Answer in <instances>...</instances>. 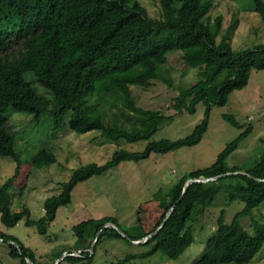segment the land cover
Wrapping results in <instances>:
<instances>
[{
  "label": "trees",
  "instance_id": "obj_1",
  "mask_svg": "<svg viewBox=\"0 0 264 264\" xmlns=\"http://www.w3.org/2000/svg\"><path fill=\"white\" fill-rule=\"evenodd\" d=\"M251 1L252 9L264 21V0ZM211 6L212 0H159L160 14L151 17L137 0H0V156L18 163L15 135L5 116L9 107L32 115L36 125L49 117L53 133L66 125L77 133L96 131L115 143L148 140L141 151L119 148L101 165L89 162L73 169L70 178L59 184L60 192L44 200L43 215L37 219L26 210L11 211L12 176L0 184V222L4 226L24 219L26 225L45 234L57 208L71 201L70 193L77 183L121 162H138L152 153L165 154L201 140L211 108L223 106L233 91L245 87L251 71L264 69V44L233 49L227 35L217 39L221 18L208 15ZM171 51H180L182 63L198 67L202 78L171 99L172 113L139 106L130 86L148 88L155 80L170 84L163 70ZM26 74H31L30 79ZM199 103L204 106L203 118L190 134L174 140H150L176 114L194 113ZM222 118L241 131L210 165L186 171L164 192L159 190L157 198L167 202L165 213L172 209L163 225L160 227L165 214L141 243L150 248L128 253L115 264H128L157 251L171 259L179 257L194 240L190 221L196 208L212 203L218 193H229V201L241 202L242 207L230 221L224 219V209L219 211L205 250L193 264H247L262 249L264 139H260L263 150L253 165H229L227 158L251 133L252 125L244 127L228 113ZM53 160L54 155L47 150L33 157L35 166ZM200 178L208 180L192 181L183 192L188 179ZM242 217L249 218V229L238 220ZM108 223L119 227L110 216L75 224L73 232L79 242L74 249L82 252L79 257L66 255L64 259L73 263L84 259L82 264H90L95 246L104 238L128 243L140 240L136 228L119 227L126 235L122 236L112 226L102 228ZM0 239L21 263L32 260L30 251L14 236L0 230Z\"/></svg>",
  "mask_w": 264,
  "mask_h": 264
},
{
  "label": "rangeland",
  "instance_id": "obj_2",
  "mask_svg": "<svg viewBox=\"0 0 264 264\" xmlns=\"http://www.w3.org/2000/svg\"><path fill=\"white\" fill-rule=\"evenodd\" d=\"M137 1L146 8L151 17L160 14L159 0ZM126 2L130 3V0ZM208 15L221 18L217 39L223 34L227 35L233 49L264 44V21L252 9L251 0H212ZM180 53L171 51L167 54L168 62L163 75L170 84L155 80L148 88L130 86L139 106L172 113L169 107L171 99L181 89L202 78L198 67L182 63ZM26 76L30 79L31 74ZM41 87L37 86V89L44 92L45 89ZM46 95L50 94L47 92ZM203 113L204 106L199 103L194 113L176 114L150 140L185 137L202 120ZM224 113L233 115L239 122L244 123V127L247 124L252 125L251 133L227 158L229 165L250 167L259 159L263 150L260 139H264V69L251 71L245 87L233 91L223 106L211 108L207 130L197 144L165 154L152 153L138 162L124 161L103 174L93 175L77 183L70 193L71 201L57 208L55 218L49 223L45 234H40L33 225H26L24 219L11 227L0 222V230L14 236L30 251L32 258L21 263L20 257L12 256L9 252L8 243L0 239V264H57L59 261L60 264H82L86 260L80 259L73 263L62 256L75 250L74 247L79 242L73 226L82 220L102 216L115 218L123 230L136 228L141 235L139 239L144 242L165 214L167 202L157 198L159 190L164 192L186 171L210 165L226 143L241 131L222 118ZM5 116L9 129L15 135L14 147L18 163L0 156V184L14 176L10 188V209L26 210L32 219L43 215L44 200L60 192L59 184L67 181L76 167L89 162L101 165L110 159L116 149L141 151L148 142H110L96 131L77 133L66 125L53 133L49 117L36 125L32 115L11 107L7 109ZM41 150H47L54 155V160L35 166L33 157ZM228 197L229 193H218L212 203L207 206L198 205L190 221L194 240L179 257L171 259L157 251L132 259L128 264L195 263L205 250L206 240L212 234L219 211L224 209V219L230 221L234 213L241 209V202H231ZM261 205L260 210L264 213V202ZM255 216H258L257 212ZM238 220L245 229H249L248 217ZM141 243L132 244L121 239L104 238L95 246L90 264H115L128 253H141L150 248L149 245ZM90 248L87 249L91 251ZM79 256L80 253L77 257ZM247 264H264V244Z\"/></svg>",
  "mask_w": 264,
  "mask_h": 264
},
{
  "label": "water",
  "instance_id": "obj_3",
  "mask_svg": "<svg viewBox=\"0 0 264 264\" xmlns=\"http://www.w3.org/2000/svg\"><path fill=\"white\" fill-rule=\"evenodd\" d=\"M206 180H208V179H203V180H201V181H206ZM192 181H195V180H194V179H188V180H187V182L185 183V186H184L183 192H185L187 186H188L189 183H191ZM197 181H199V180H197ZM171 209H172V207H170L169 210L165 213V216H164V218L162 219V222L160 223V227H161V225H163V223H164V221H165V219H166V217H167V215L169 214V212H170ZM105 227H107L106 224H104V225L102 226V228H105ZM113 228H115L116 230H118V232H119L122 236H126V235L123 233V231H122L119 227H117V226H113ZM157 229H158V228H157ZM157 229H156V230H157ZM100 230H101V229H100ZM100 230L96 233L95 238H94V241H93L92 244H91V247H93L95 241L98 239V236H99V234H100ZM131 242L134 243V244H136V243H141V242H143V241H141V240H132ZM62 256H65V255H62Z\"/></svg>",
  "mask_w": 264,
  "mask_h": 264
},
{
  "label": "built area",
  "instance_id": "obj_4",
  "mask_svg": "<svg viewBox=\"0 0 264 264\" xmlns=\"http://www.w3.org/2000/svg\"><path fill=\"white\" fill-rule=\"evenodd\" d=\"M76 251V252H75ZM82 250L81 249H76V250H71V252L68 255H74V256H78L79 253H81Z\"/></svg>",
  "mask_w": 264,
  "mask_h": 264
},
{
  "label": "clouds",
  "instance_id": "obj_5",
  "mask_svg": "<svg viewBox=\"0 0 264 264\" xmlns=\"http://www.w3.org/2000/svg\"><path fill=\"white\" fill-rule=\"evenodd\" d=\"M108 224H109L110 226H112V227L114 226V225H113V224H111V223H108ZM106 225H107V224H106ZM107 226H108V225H107ZM64 257H65V256H64Z\"/></svg>",
  "mask_w": 264,
  "mask_h": 264
}]
</instances>
